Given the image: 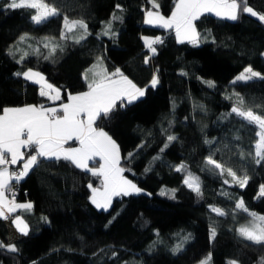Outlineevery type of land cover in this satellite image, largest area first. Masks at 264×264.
Segmentation results:
<instances>
[{
  "label": "trees",
  "instance_id": "16d2710c",
  "mask_svg": "<svg viewBox=\"0 0 264 264\" xmlns=\"http://www.w3.org/2000/svg\"><path fill=\"white\" fill-rule=\"evenodd\" d=\"M39 1L56 14L35 23L36 8L0 0V113L48 104L28 70L60 91L59 103L89 89L84 73L96 63L120 72L144 95L94 127L148 195L118 196L104 211L91 201L99 175L38 158L17 198L32 205L28 234L9 244L0 218V264H264V243L239 234L248 212L264 216V151L255 155L260 130L247 116L264 120V0H233L234 21L201 16L195 43L144 24L177 0ZM246 67L262 78L234 82Z\"/></svg>",
  "mask_w": 264,
  "mask_h": 264
},
{
  "label": "crops",
  "instance_id": "0c3cea01",
  "mask_svg": "<svg viewBox=\"0 0 264 264\" xmlns=\"http://www.w3.org/2000/svg\"><path fill=\"white\" fill-rule=\"evenodd\" d=\"M232 1L177 0L168 17L156 11H147L144 24L173 30L178 42L195 43L198 39L196 20L206 14L225 20L236 18L237 4L234 6ZM247 12L257 17L251 9H247ZM142 41L146 49L152 52L153 38L146 40V43L142 37ZM96 65L98 63L84 73L89 89L69 96L63 103H59L60 91L50 85L42 74L33 70L24 72V78L38 85L40 96L47 99L48 104L10 107L0 113V159L3 155L8 157L7 163L0 167V218L9 217L8 220L4 219L9 244L27 236L29 227L25 216L32 211L30 202L13 201L7 197L13 167L19 168L25 178L38 158L66 159L79 169L99 175L101 188L107 181L113 184L124 181L116 143L106 133L96 129L94 122L118 102L127 104L142 98L144 89L136 87L120 72L107 75L103 65H98V68ZM150 84L154 86L155 79ZM24 129L29 132V141L34 146L35 155L25 150L27 142L21 135ZM113 196L108 197V200ZM91 201L103 209L100 194L93 191Z\"/></svg>",
  "mask_w": 264,
  "mask_h": 264
},
{
  "label": "rangeland",
  "instance_id": "374dc122",
  "mask_svg": "<svg viewBox=\"0 0 264 264\" xmlns=\"http://www.w3.org/2000/svg\"><path fill=\"white\" fill-rule=\"evenodd\" d=\"M12 1L15 5H30L36 8L37 13L34 16L35 23H40L48 19L49 17L53 16L54 14H56V11L52 7L47 6L46 4L42 3L39 0H12ZM232 4L236 6L235 2L233 1H232ZM235 19L236 18H232V19L227 18L226 20L234 21ZM148 39H150V37L144 36L145 41ZM195 45H198V44L196 43ZM147 47H149V44H147ZM96 67L98 68V65H96ZM260 78H262V76L258 72L252 70L250 67H246L240 74H238L234 78V82L236 81L247 82V81L256 80ZM247 116L256 123L258 129L260 130L259 140L255 147V155L257 157H260L264 151V120L249 112L247 113ZM208 161L209 163H213L211 160H208ZM106 177L107 175L104 177L103 181L106 180ZM123 180H124L123 182H125L127 186H131V187H126V185H124L123 182L113 184L107 181L104 184L103 188H97L94 190L95 194H100V202H102V207L104 211H108L110 209L113 199L118 196H121L122 195L121 193H126V194H123L125 196L139 195V194L148 195V192L145 189L139 187L136 183L130 181L129 179L125 177ZM187 184L193 189H196L197 187L195 183H192L190 181H188ZM112 195L114 196L109 201L108 197H111ZM259 195L264 196V186L260 187ZM106 197H107V200H106ZM238 206L243 209V205L240 201L238 203ZM248 213L251 216V222L239 228L240 236L250 241H253V242L264 243V216L257 215L252 212H248Z\"/></svg>",
  "mask_w": 264,
  "mask_h": 264
},
{
  "label": "built area",
  "instance_id": "2783aa9c",
  "mask_svg": "<svg viewBox=\"0 0 264 264\" xmlns=\"http://www.w3.org/2000/svg\"><path fill=\"white\" fill-rule=\"evenodd\" d=\"M22 138L27 142L25 150L28 152L30 155H35L36 152L34 151V146L33 144L29 141V132L27 130H22ZM8 161V157L3 155L0 159V167L5 165ZM11 175H12V180L8 184L7 188V197L9 200H17L19 192L22 191L23 195L26 196L27 192L21 188V183L24 179L23 173L20 169L18 168H12L11 169ZM5 220H8L9 217H5Z\"/></svg>",
  "mask_w": 264,
  "mask_h": 264
}]
</instances>
